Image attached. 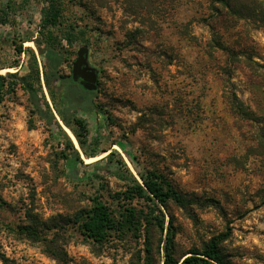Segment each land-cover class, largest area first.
Listing matches in <instances>:
<instances>
[{
	"label": "rangeland",
	"instance_id": "1",
	"mask_svg": "<svg viewBox=\"0 0 264 264\" xmlns=\"http://www.w3.org/2000/svg\"><path fill=\"white\" fill-rule=\"evenodd\" d=\"M64 5V22L86 31V40L70 48L54 32L70 53L71 68L65 66L63 75H72L82 47H88V65L99 75L96 109L81 115L91 129L87 149L97 156L85 157L63 126L84 162L74 168L60 158L71 152L32 113L28 95L18 87L5 97L0 197L7 209L0 210V264H56L43 244L14 230L30 216L58 225L47 238L64 250L65 264H146L148 242L152 263L164 264L155 226L147 231L144 223L136 235L115 233L98 245L67 224L96 196L114 213L127 204L149 212L144 200L115 199L129 183L107 167L110 154L115 167L124 161L136 178L127 154L142 167L159 169L198 200L188 210L170 204L164 212L177 231L176 260L230 231L221 245L227 264H264V0H64ZM43 6L44 0H0V75L15 73L16 64L28 71V56L17 52L23 41L40 60L34 41ZM235 99L247 116L234 108ZM100 162V169L93 167ZM120 172L129 180L126 169Z\"/></svg>",
	"mask_w": 264,
	"mask_h": 264
},
{
	"label": "trees",
	"instance_id": "2",
	"mask_svg": "<svg viewBox=\"0 0 264 264\" xmlns=\"http://www.w3.org/2000/svg\"><path fill=\"white\" fill-rule=\"evenodd\" d=\"M224 3L225 6L230 7L227 1ZM64 7V0H44V6L40 11V37L34 41L40 60L32 49L24 48L23 44L27 41H23L17 52L19 55L28 56V71L22 73L19 69L20 65L16 64L13 66L17 69L15 73L0 75V104L7 95L14 93L20 87L28 95L32 113L53 128L65 142L66 149L71 152L70 155L61 153L60 158L70 160L72 166L76 168L79 165L83 166L84 162L63 126L73 134L85 157H96V153H90L87 149L91 139V129L87 120L81 115L90 114L96 109L95 99L98 98L100 90L86 91L79 83L73 81L71 75H63V68L65 66L71 68V64H69L70 53L60 42L66 41L68 46L73 48L78 40H86V31L64 22ZM55 31L59 33L61 41L54 35ZM46 92L51 98L53 107L48 102ZM233 106L241 115L247 116L248 111L241 102L235 99ZM111 157L112 154L108 157L107 167L110 170H117L113 171L115 176L129 183L126 190L121 195H116L115 199H123L125 202L144 200L149 205V212H139L127 204L121 207L123 211L114 213L102 196L93 197L90 199L89 207L78 211L72 221L70 219L67 222L73 225L80 236L87 242L104 245L115 233L138 234L142 224L145 223L147 231L151 226H155L160 233L159 253L164 252V264H227L221 252V245L230 236V231L213 238L203 251L193 249L184 255L182 260H176L174 255L177 231L172 219L167 220L164 212L169 209L170 204L188 210L198 205V200L194 196L180 192L162 171L157 168L142 167L140 162L129 154L127 157L135 167L139 179L129 171L124 161L118 162L119 167H115ZM100 166L101 162L93 165L94 168L99 169ZM121 168L127 170L129 180L120 172ZM5 209L7 203L0 197V210ZM57 228L56 224L50 227L30 216L27 223L17 225L14 230L28 241L43 244L45 253L56 264H65L67 255L64 250L56 246L54 241L56 239L47 238L50 236L47 232H53ZM149 243L146 249L148 254L146 264H153L151 256L153 248ZM3 259L4 255L0 250V260Z\"/></svg>",
	"mask_w": 264,
	"mask_h": 264
},
{
	"label": "water",
	"instance_id": "3",
	"mask_svg": "<svg viewBox=\"0 0 264 264\" xmlns=\"http://www.w3.org/2000/svg\"><path fill=\"white\" fill-rule=\"evenodd\" d=\"M88 53V47H82L78 51V58L73 65L71 76L73 81L79 83L84 90L95 92L98 89L99 75L96 69L89 67Z\"/></svg>",
	"mask_w": 264,
	"mask_h": 264
},
{
	"label": "bare ground",
	"instance_id": "4",
	"mask_svg": "<svg viewBox=\"0 0 264 264\" xmlns=\"http://www.w3.org/2000/svg\"><path fill=\"white\" fill-rule=\"evenodd\" d=\"M71 136L73 137L74 141L77 143V147L79 148V144H78L77 140L75 139V137L73 136V134H71Z\"/></svg>",
	"mask_w": 264,
	"mask_h": 264
}]
</instances>
